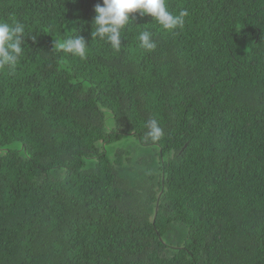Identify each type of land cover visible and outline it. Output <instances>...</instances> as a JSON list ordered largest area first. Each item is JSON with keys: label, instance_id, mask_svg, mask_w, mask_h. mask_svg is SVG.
I'll return each instance as SVG.
<instances>
[{"label": "trees", "instance_id": "16d2710c", "mask_svg": "<svg viewBox=\"0 0 264 264\" xmlns=\"http://www.w3.org/2000/svg\"><path fill=\"white\" fill-rule=\"evenodd\" d=\"M100 2L0 0L30 36L0 72V264H264V0H166L183 29L132 14L119 53Z\"/></svg>", "mask_w": 264, "mask_h": 264}, {"label": "clouds", "instance_id": "9594fccd", "mask_svg": "<svg viewBox=\"0 0 264 264\" xmlns=\"http://www.w3.org/2000/svg\"><path fill=\"white\" fill-rule=\"evenodd\" d=\"M93 20V39L103 41L110 48L119 53L122 47V33L129 29L133 22L132 14L138 13L140 17L150 16L158 28L166 33L177 34V29H183L185 18L189 15L186 9L178 14L169 11L166 0H101L95 6ZM139 27V26H138ZM26 25L20 21L9 23L0 20V72L15 75L16 68L24 54ZM139 48L145 52H152L157 44L154 34L148 29L139 32ZM56 47L73 57L86 60L89 46L81 35H73L67 39L56 42ZM147 132L145 140L157 142L163 136V129L156 120L146 122Z\"/></svg>", "mask_w": 264, "mask_h": 264}]
</instances>
